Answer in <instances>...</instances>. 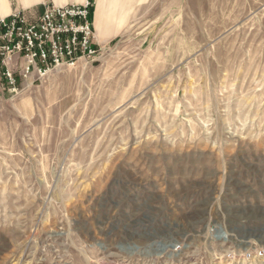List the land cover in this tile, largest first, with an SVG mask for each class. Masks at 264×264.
Wrapping results in <instances>:
<instances>
[{
  "label": "rangeland",
  "instance_id": "374dc122",
  "mask_svg": "<svg viewBox=\"0 0 264 264\" xmlns=\"http://www.w3.org/2000/svg\"><path fill=\"white\" fill-rule=\"evenodd\" d=\"M96 16L98 58L0 93V264H264V0Z\"/></svg>",
  "mask_w": 264,
  "mask_h": 264
},
{
  "label": "built area",
  "instance_id": "2783aa9c",
  "mask_svg": "<svg viewBox=\"0 0 264 264\" xmlns=\"http://www.w3.org/2000/svg\"><path fill=\"white\" fill-rule=\"evenodd\" d=\"M97 0L57 6L44 2L33 20L13 11L0 18V93H17L53 69L74 67L100 55L92 22Z\"/></svg>",
  "mask_w": 264,
  "mask_h": 264
},
{
  "label": "crops",
  "instance_id": "0c3cea01",
  "mask_svg": "<svg viewBox=\"0 0 264 264\" xmlns=\"http://www.w3.org/2000/svg\"><path fill=\"white\" fill-rule=\"evenodd\" d=\"M44 2H53L57 6H65L66 4H80L82 0H0V18L7 17L13 11H23L28 15L30 19L35 20L42 13V5ZM100 4H107V0H97L96 3V13L94 21L96 38L97 36L103 35L108 29V25H97L96 23V15Z\"/></svg>",
  "mask_w": 264,
  "mask_h": 264
}]
</instances>
